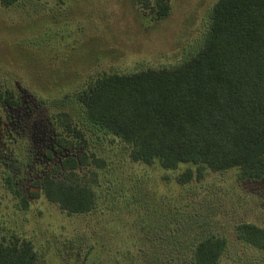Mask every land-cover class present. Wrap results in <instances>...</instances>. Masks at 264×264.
<instances>
[{
  "label": "rangeland",
  "instance_id": "rangeland-1",
  "mask_svg": "<svg viewBox=\"0 0 264 264\" xmlns=\"http://www.w3.org/2000/svg\"><path fill=\"white\" fill-rule=\"evenodd\" d=\"M149 1H0V89L19 102L0 107V240H29L36 264H144L145 248L161 245L168 248L158 263L176 264L171 237L184 246L196 230L228 231L232 243L220 264H264V254L239 244L232 229L245 220L264 226V178L242 181L237 168L140 163L114 135L88 132L86 149L106 160L103 168L79 172L99 195L92 211L70 214L44 194L29 195L61 155L53 146L65 127L57 113L85 130L78 95L99 75L172 67L202 45L217 0H169L162 20Z\"/></svg>",
  "mask_w": 264,
  "mask_h": 264
},
{
  "label": "trees",
  "instance_id": "trees-1",
  "mask_svg": "<svg viewBox=\"0 0 264 264\" xmlns=\"http://www.w3.org/2000/svg\"><path fill=\"white\" fill-rule=\"evenodd\" d=\"M0 1L10 6L17 0ZM149 6L159 20L171 11L169 0ZM9 90L0 89V107L16 108L19 102L8 96ZM78 101L86 129L66 112L57 113L65 127L56 131L53 146L61 155L57 165L29 187L31 197L44 194L62 211L86 214L99 201L93 182L79 177L83 168L106 166L105 158L86 149L88 132L119 138L128 145L132 161L159 162L166 168L202 163L214 171L237 168L242 181L263 179L264 0H217L202 45L185 60L160 69L104 73ZM49 156H54L50 150ZM185 176L191 178L192 173ZM15 190L27 204V196ZM232 229L239 244L264 254V226L245 220ZM203 232L196 230L189 245L182 246L178 237L169 239L176 264H220L232 243L228 231ZM167 248H145L144 264L162 262L158 257ZM38 256L27 239L0 240V264H36Z\"/></svg>",
  "mask_w": 264,
  "mask_h": 264
}]
</instances>
